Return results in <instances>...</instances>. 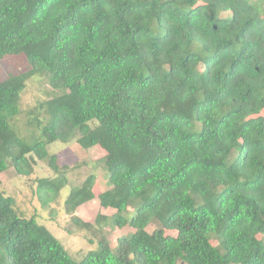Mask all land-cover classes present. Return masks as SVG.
Segmentation results:
<instances>
[{
	"label": "trees",
	"instance_id": "16d2710c",
	"mask_svg": "<svg viewBox=\"0 0 264 264\" xmlns=\"http://www.w3.org/2000/svg\"><path fill=\"white\" fill-rule=\"evenodd\" d=\"M263 7L0 0V61L26 62L0 81V174L13 169L46 207L73 171L48 146L98 147L97 201L114 210L82 221L76 210L94 198L97 177L70 189L63 212L96 238L76 261L34 216L15 212L0 181V264H264ZM35 77L53 92L30 111L41 139L28 142L15 120ZM37 161L53 176L33 177ZM107 226L132 232L112 249Z\"/></svg>",
	"mask_w": 264,
	"mask_h": 264
},
{
	"label": "rangeland",
	"instance_id": "374dc122",
	"mask_svg": "<svg viewBox=\"0 0 264 264\" xmlns=\"http://www.w3.org/2000/svg\"><path fill=\"white\" fill-rule=\"evenodd\" d=\"M25 69L26 62L22 56L7 57L0 61V81L4 80L8 75L24 72ZM51 92L53 90L43 77H35L26 83L20 98L21 115L15 120V126L21 136L25 137L24 139L28 142H35L41 139L40 132L34 128L30 131L29 124L32 120L30 111L39 101L46 99ZM261 115L264 116V112ZM48 152L57 156L59 165L73 167V171L66 176L67 184L61 188L56 202L46 207L41 206L35 194L34 186L31 183H27L24 178L17 176L11 168L0 174L1 188L5 195L13 197V208L20 217L29 219L34 216L36 222L43 225L59 241L68 254L78 261L87 251L95 248L96 238L91 236L89 232L77 230L71 226L69 216L63 212V203L72 187L79 186L88 175L93 174L98 180H96L93 190L94 198L79 206L76 210V215L82 221L92 224L98 214L111 216L114 213L112 209L101 208L97 201V195L104 186V178L102 170L95 165V162L104 153L98 147L82 150L75 142L69 144L55 142L48 146ZM34 169L33 177L53 176L51 170L39 161H37ZM129 210H134V208H129ZM156 228H158V224L152 223L146 230L150 233ZM103 232L109 240L111 248L114 249L116 239L131 233L132 229L128 227L122 229L117 227L110 228L107 226L103 229ZM169 234L173 235V233ZM90 238L92 241H90ZM212 242L216 244V241ZM178 264L183 263L179 262Z\"/></svg>",
	"mask_w": 264,
	"mask_h": 264
}]
</instances>
